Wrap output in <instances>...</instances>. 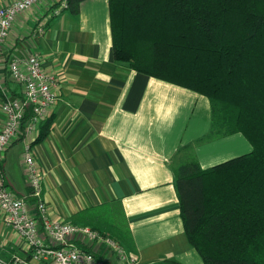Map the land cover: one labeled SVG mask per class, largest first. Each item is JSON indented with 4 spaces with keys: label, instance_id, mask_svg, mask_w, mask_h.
<instances>
[{
    "label": "crops",
    "instance_id": "1",
    "mask_svg": "<svg viewBox=\"0 0 264 264\" xmlns=\"http://www.w3.org/2000/svg\"><path fill=\"white\" fill-rule=\"evenodd\" d=\"M59 2L45 0L19 13L0 53V132L4 93H22L9 76L10 57L37 55L60 79V100L48 118L34 133L24 122L22 136L5 154L1 166L8 184L28 197L36 216L26 175L29 145L54 221L111 237L136 264H204L185 234L175 171L193 161L202 169L214 167L240 155L231 148L243 147L246 154L251 145L241 134L214 129L206 96L115 60L110 0H87L79 15L54 17ZM47 122L49 133L36 141ZM76 240L104 264H126L105 245L81 234ZM25 251L0 209V258Z\"/></svg>",
    "mask_w": 264,
    "mask_h": 264
},
{
    "label": "trees",
    "instance_id": "2",
    "mask_svg": "<svg viewBox=\"0 0 264 264\" xmlns=\"http://www.w3.org/2000/svg\"><path fill=\"white\" fill-rule=\"evenodd\" d=\"M85 1L67 0L64 12L79 15ZM110 17L117 62L206 96L214 129L252 147L176 169L189 243L204 264H264V0H110Z\"/></svg>",
    "mask_w": 264,
    "mask_h": 264
},
{
    "label": "built area",
    "instance_id": "3",
    "mask_svg": "<svg viewBox=\"0 0 264 264\" xmlns=\"http://www.w3.org/2000/svg\"><path fill=\"white\" fill-rule=\"evenodd\" d=\"M44 1L15 0L6 6L0 5V53L17 15ZM66 8L67 0H62L52 15L59 16ZM7 66L9 76L22 87V93L17 97L4 93L1 103L4 126L0 132V209L5 213V224L16 231L26 251L25 254H14L9 260L0 258V264H104L94 252L77 242L78 234L93 243L105 245L112 255L124 259L126 264H136L137 259L127 257L122 245L111 237L51 218L42 194L43 175L29 145L25 153L26 175L31 188L30 197L34 199L37 210L36 216L30 211L28 197L18 195L8 184L1 165L8 148L22 136L26 110L32 109L27 129L29 133H34L60 100V79L56 73L44 69L37 55L25 59L10 57Z\"/></svg>",
    "mask_w": 264,
    "mask_h": 264
},
{
    "label": "rangeland",
    "instance_id": "4",
    "mask_svg": "<svg viewBox=\"0 0 264 264\" xmlns=\"http://www.w3.org/2000/svg\"><path fill=\"white\" fill-rule=\"evenodd\" d=\"M217 131H218V130H217ZM218 132H220V131H218ZM241 137H242V136H241ZM242 139H243L242 141H246V143H248L247 140H246L244 137H243ZM231 150H232L233 152H237V151L240 152V153H239V154H240L239 156H241L242 154H245V153H243V150H244L243 147H238V148H237V147H233V148H231ZM224 156H225V154H224ZM227 161H228V160H227ZM227 161H224V162H227ZM224 162H222V163H224ZM222 163H216V165H219V164H222ZM214 166H215V165H214Z\"/></svg>",
    "mask_w": 264,
    "mask_h": 264
},
{
    "label": "bare ground",
    "instance_id": "5",
    "mask_svg": "<svg viewBox=\"0 0 264 264\" xmlns=\"http://www.w3.org/2000/svg\"><path fill=\"white\" fill-rule=\"evenodd\" d=\"M42 125V124H41Z\"/></svg>",
    "mask_w": 264,
    "mask_h": 264
}]
</instances>
